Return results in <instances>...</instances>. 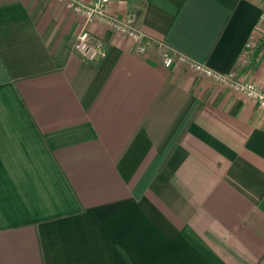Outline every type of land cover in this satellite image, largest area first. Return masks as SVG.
Here are the masks:
<instances>
[{
  "label": "crops",
  "instance_id": "1",
  "mask_svg": "<svg viewBox=\"0 0 264 264\" xmlns=\"http://www.w3.org/2000/svg\"><path fill=\"white\" fill-rule=\"evenodd\" d=\"M109 9L226 74L264 41V0ZM82 22L0 0V264H264V109L101 24L107 56L83 60Z\"/></svg>",
  "mask_w": 264,
  "mask_h": 264
},
{
  "label": "built area",
  "instance_id": "2",
  "mask_svg": "<svg viewBox=\"0 0 264 264\" xmlns=\"http://www.w3.org/2000/svg\"><path fill=\"white\" fill-rule=\"evenodd\" d=\"M68 11L75 13L83 19V29L76 36L74 51L83 60L89 62L102 61L108 52V47L103 39L95 37L89 30L93 24H101L108 31H112L131 43L132 49L139 55H147L152 47L161 51L162 64L166 68L175 65H183L200 77L212 80L216 85L229 88L234 92L247 97L257 103L260 109H264V87L253 81L247 80L240 74V70L252 61L256 45L253 41L247 43L246 50L240 56L237 69L233 72L222 73L215 71L207 63L193 59L185 53L166 46L163 40L153 38L136 25L134 15L120 16L111 11L110 4L118 0H58ZM264 20V15L261 16Z\"/></svg>",
  "mask_w": 264,
  "mask_h": 264
},
{
  "label": "trees",
  "instance_id": "3",
  "mask_svg": "<svg viewBox=\"0 0 264 264\" xmlns=\"http://www.w3.org/2000/svg\"><path fill=\"white\" fill-rule=\"evenodd\" d=\"M264 42V41H263ZM263 42H260L261 44H259L258 46H257V48L255 49V53H254V55L252 56L253 57V60H255L256 59V55L258 54V52L263 48V46H264V43Z\"/></svg>",
  "mask_w": 264,
  "mask_h": 264
}]
</instances>
